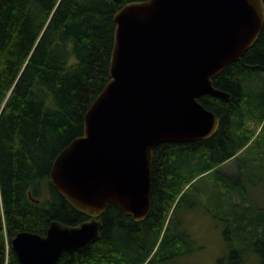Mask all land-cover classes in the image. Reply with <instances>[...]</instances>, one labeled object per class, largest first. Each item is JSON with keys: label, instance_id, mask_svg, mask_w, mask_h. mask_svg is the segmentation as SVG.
I'll return each instance as SVG.
<instances>
[{"label": "trees", "instance_id": "16d2710c", "mask_svg": "<svg viewBox=\"0 0 264 264\" xmlns=\"http://www.w3.org/2000/svg\"><path fill=\"white\" fill-rule=\"evenodd\" d=\"M139 1L145 0H0V264H21L11 246L19 232L46 235L53 221L76 226L90 219L54 187L51 170L62 151L84 135L85 116L111 79L115 14ZM262 73L264 27L242 59L214 80L231 100L198 99L220 118L218 131L205 140L154 149L147 219L136 222L109 204L100 218V240L85 252L64 253L57 264H152L161 249L169 258L182 255L186 238L171 228L196 182L211 178L225 187L218 199L231 200L234 192L242 194L221 168L245 161L256 145L264 165V91L250 98L245 89ZM227 203L233 223L249 219L252 227L232 264H248L247 250L258 255L256 264H264V210L256 212L245 200Z\"/></svg>", "mask_w": 264, "mask_h": 264}, {"label": "water", "instance_id": "95a60500", "mask_svg": "<svg viewBox=\"0 0 264 264\" xmlns=\"http://www.w3.org/2000/svg\"><path fill=\"white\" fill-rule=\"evenodd\" d=\"M114 20L111 79L85 116L84 135L62 151L50 175L90 219L53 221L46 235L19 232L11 246L21 264H57L64 253L85 252L100 240L109 204L136 222L147 219L154 149L218 131L220 118L198 99L231 100L214 80L258 40L264 1L145 0L126 4Z\"/></svg>", "mask_w": 264, "mask_h": 264}, {"label": "rangeland", "instance_id": "374dc122", "mask_svg": "<svg viewBox=\"0 0 264 264\" xmlns=\"http://www.w3.org/2000/svg\"><path fill=\"white\" fill-rule=\"evenodd\" d=\"M263 77L264 73L245 84L250 98L261 97L264 91ZM248 125L252 127L253 123L248 122ZM258 152L259 146L256 145L250 154L246 153L245 161L234 159L221 168L225 175L234 178V187L240 189L242 194L236 191L233 198L227 201L240 205L245 200V204L251 203L256 212L264 210V165ZM224 190L225 187L215 186L211 178L196 182L195 190L184 198L171 228V233H182L186 238V245L180 251L182 255L174 254L176 256L167 258L161 249V253L158 252L160 256H155V252L151 256L152 264H232L237 260L234 251L246 248L244 239L249 236L248 230L252 227L249 226V219L241 223L231 221L226 199H218ZM236 209V214L240 215V209ZM243 259L248 264H256L259 258L247 250Z\"/></svg>", "mask_w": 264, "mask_h": 264}]
</instances>
